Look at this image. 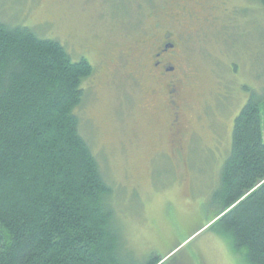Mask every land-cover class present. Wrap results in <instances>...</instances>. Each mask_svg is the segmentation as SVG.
Listing matches in <instances>:
<instances>
[{"label": "rangeland", "instance_id": "rangeland-1", "mask_svg": "<svg viewBox=\"0 0 264 264\" xmlns=\"http://www.w3.org/2000/svg\"><path fill=\"white\" fill-rule=\"evenodd\" d=\"M151 1L0 0V24L57 41L73 62L85 59L94 70L82 83L80 133L111 188L124 240L119 264H248L213 224L221 205L213 194L234 118L264 89L263 3L228 0L211 27L188 40L182 66L191 94L182 103L186 133L176 150L170 115L149 97L152 82L121 57L104 66L114 45L126 49L149 26ZM261 112L264 122V102Z\"/></svg>", "mask_w": 264, "mask_h": 264}, {"label": "trees", "instance_id": "trees-1", "mask_svg": "<svg viewBox=\"0 0 264 264\" xmlns=\"http://www.w3.org/2000/svg\"><path fill=\"white\" fill-rule=\"evenodd\" d=\"M93 72L57 41L0 24V264H119L111 188L80 133L82 83ZM260 92L234 118L213 194V224L248 264H264Z\"/></svg>", "mask_w": 264, "mask_h": 264}, {"label": "flooded vegetation", "instance_id": "flooded-vegetation-1", "mask_svg": "<svg viewBox=\"0 0 264 264\" xmlns=\"http://www.w3.org/2000/svg\"><path fill=\"white\" fill-rule=\"evenodd\" d=\"M227 1L152 0L154 6L147 13L149 26L138 30V36L128 42L126 49L114 45L110 49V59L104 61V66L110 68L123 58L130 72L152 82L149 97L157 108L170 115L167 130L172 134L171 144L176 150L186 133L179 125L182 103L191 94L186 81L191 76L182 66L190 52L187 42L211 27L209 24L216 20L213 13Z\"/></svg>", "mask_w": 264, "mask_h": 264}]
</instances>
